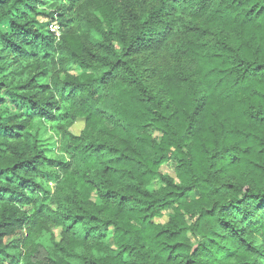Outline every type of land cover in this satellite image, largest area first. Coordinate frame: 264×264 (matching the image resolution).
<instances>
[{"label":"trees","instance_id":"1","mask_svg":"<svg viewBox=\"0 0 264 264\" xmlns=\"http://www.w3.org/2000/svg\"><path fill=\"white\" fill-rule=\"evenodd\" d=\"M0 264H264V0H0Z\"/></svg>","mask_w":264,"mask_h":264},{"label":"rangeland","instance_id":"2","mask_svg":"<svg viewBox=\"0 0 264 264\" xmlns=\"http://www.w3.org/2000/svg\"><path fill=\"white\" fill-rule=\"evenodd\" d=\"M114 5L118 8L124 9L129 6L130 2H135L137 4L142 3H153L156 0H112ZM41 12L45 13V16L41 18V21L47 23L50 19V14L53 12V9H42ZM50 29V27H49ZM61 32V28H60ZM63 77V75H61ZM58 128L66 129L74 136H80L84 130V121H77L73 126H67L64 122H57L52 125L49 123H36L34 125L33 135L38 138V145L45 152L46 156L59 161H66L65 155L59 150L57 145V133ZM162 174L170 175L175 178L173 171L169 167L162 168ZM160 187V183L156 181L153 184L154 189H158ZM32 212V210H31ZM162 222H166V219L162 220ZM22 234H17L13 239H21ZM62 239L61 230L58 228L50 227L37 241L39 244L43 245H51L53 241L60 242ZM11 241L7 240L9 243Z\"/></svg>","mask_w":264,"mask_h":264},{"label":"built area","instance_id":"3","mask_svg":"<svg viewBox=\"0 0 264 264\" xmlns=\"http://www.w3.org/2000/svg\"><path fill=\"white\" fill-rule=\"evenodd\" d=\"M50 30L56 36L57 39H60L61 37L60 26L57 22H54L50 25Z\"/></svg>","mask_w":264,"mask_h":264}]
</instances>
